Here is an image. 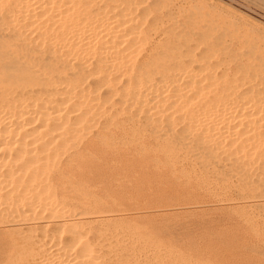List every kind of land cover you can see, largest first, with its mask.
<instances>
[{
  "label": "bare ground",
  "instance_id": "6f19581e",
  "mask_svg": "<svg viewBox=\"0 0 264 264\" xmlns=\"http://www.w3.org/2000/svg\"><path fill=\"white\" fill-rule=\"evenodd\" d=\"M144 1L0 0V264H160L145 223L87 197L119 146L264 208V44L155 40L167 7Z\"/></svg>",
  "mask_w": 264,
  "mask_h": 264
},
{
  "label": "rangeland",
  "instance_id": "374dc122",
  "mask_svg": "<svg viewBox=\"0 0 264 264\" xmlns=\"http://www.w3.org/2000/svg\"><path fill=\"white\" fill-rule=\"evenodd\" d=\"M148 1L149 0H146L144 2H146V6L149 8H152L153 4L156 2H161L162 5L167 7L163 15L159 13L154 14L155 17L152 15L149 19L151 23L157 21L160 25L157 26V34L153 35L155 40L158 39L159 41L165 38V40L172 42H182L191 38L190 40H193L194 43H201L204 40L211 42L214 40V44H212L213 41L211 44L215 45L221 38L228 39V36H230L233 31L239 30L242 34H248V37L253 43H258L257 45L264 44V42L261 43L264 41V0ZM168 1H172L173 3L175 1L176 4H174V6H177L174 7L173 4H170L172 2ZM194 1L196 4H193ZM184 2H189L190 5ZM206 4H210V7L208 5L205 6ZM178 6H182L181 9ZM203 6H205L204 9ZM218 10H221L219 11L220 13H225L227 17H225V14L223 16V14L217 13ZM200 15L202 17L198 19L197 16L199 17ZM180 18L182 19L180 20ZM236 18L239 22L236 21L234 23ZM209 19L216 22H213V24ZM192 20L195 24L190 23ZM231 20L232 22H230ZM199 21L200 23H198ZM210 23L213 25L211 26ZM248 23L250 26H248ZM192 24L193 26H191ZM208 24L212 27L210 30L213 32L207 27ZM181 25L183 26L180 28ZM201 25L202 27H200ZM199 28L201 30H199ZM252 28H254L255 32H253L254 30L250 31ZM207 29L211 33L208 34V31H206ZM227 31L231 33L228 32L229 34H227ZM218 32L220 33L217 34ZM221 32H223V34ZM203 33L207 35L203 37ZM212 33H215L213 37L217 34L216 37L219 38V40H215L216 37L213 38L211 37L212 35L209 36ZM178 35L180 36L179 38L176 37ZM223 35L224 37H222ZM201 36L205 39H202ZM252 37L256 38V40L252 39ZM235 47H237V44L231 46L229 50H234ZM222 55L223 54L220 53L218 57L224 59L225 55ZM228 55L230 56V54ZM245 59L244 57L243 60ZM147 153V149L141 150L139 146L134 144L119 146L112 150L109 159L102 165V171L99 172V175H96L97 177L95 176L92 179L87 188V197L102 203L106 206L107 210L113 211L117 215L122 214L121 216L131 221H141L146 224L149 244L153 245L156 243V246L158 245L160 247V251L165 250L162 253L159 251V253H156L157 255H153V257H151L152 259L149 258L150 263L155 259L156 261L153 263H160V260H162L160 264H194V262L195 264H264V208H260V210L258 208L257 210L256 204L251 197H239V193H237L238 190L234 184L230 182H226L228 184L220 180L219 182L213 177L215 182L211 178L212 176L204 175L200 173L201 171L193 167L186 166L185 164H181L183 167L179 164L171 166L166 164L163 159L158 160L156 157L153 158L154 155L152 152L148 155ZM190 169H194V171L192 172ZM180 173L183 176L180 175ZM197 174L201 175L198 176ZM227 186L228 188L225 189ZM231 187L233 189H231ZM207 188L212 189V191ZM221 189L225 190L222 191ZM232 191L234 193H232ZM217 192H219V194H217ZM221 192L224 194H221ZM225 198H229L230 200H225ZM250 199L253 201L248 202ZM234 200H238L240 203ZM231 201L234 202L230 203ZM193 206L197 207L195 208ZM254 210L258 212L256 211L254 213ZM127 212L129 213L126 214ZM131 212H136V214ZM174 226L175 228H173ZM170 251H172L171 254H174L171 255L169 253ZM167 254H169L170 257ZM167 257L169 259H167ZM173 258L176 261H174ZM180 259H182V261ZM186 259L189 261L185 262Z\"/></svg>",
  "mask_w": 264,
  "mask_h": 264
}]
</instances>
